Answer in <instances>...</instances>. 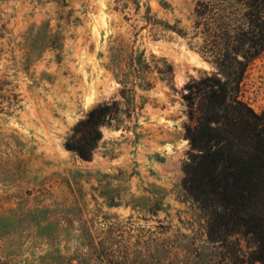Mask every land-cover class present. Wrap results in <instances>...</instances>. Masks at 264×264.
<instances>
[{
  "label": "rangeland",
  "instance_id": "rangeland-1",
  "mask_svg": "<svg viewBox=\"0 0 264 264\" xmlns=\"http://www.w3.org/2000/svg\"><path fill=\"white\" fill-rule=\"evenodd\" d=\"M245 27L235 0H0V264H231L181 186L183 95ZM238 97L264 110V51ZM112 102L91 159L66 150Z\"/></svg>",
  "mask_w": 264,
  "mask_h": 264
},
{
  "label": "trees",
  "instance_id": "trees-1",
  "mask_svg": "<svg viewBox=\"0 0 264 264\" xmlns=\"http://www.w3.org/2000/svg\"><path fill=\"white\" fill-rule=\"evenodd\" d=\"M246 27L216 63L215 73L184 86L189 152L181 186L207 213L206 236L222 244L231 264H264V110L255 113L239 99V84L249 64L264 51V0H235ZM116 110L102 103L79 120L64 147L90 160L101 127ZM249 238L244 251L232 236Z\"/></svg>",
  "mask_w": 264,
  "mask_h": 264
},
{
  "label": "bare ground",
  "instance_id": "bare-ground-1",
  "mask_svg": "<svg viewBox=\"0 0 264 264\" xmlns=\"http://www.w3.org/2000/svg\"><path fill=\"white\" fill-rule=\"evenodd\" d=\"M167 149H169V147H167Z\"/></svg>",
  "mask_w": 264,
  "mask_h": 264
}]
</instances>
